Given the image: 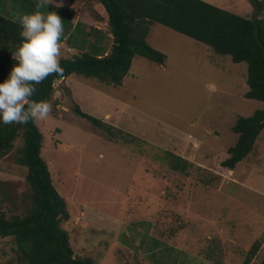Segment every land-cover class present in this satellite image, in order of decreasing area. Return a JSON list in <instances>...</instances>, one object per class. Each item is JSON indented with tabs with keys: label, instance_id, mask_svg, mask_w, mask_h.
Segmentation results:
<instances>
[{
	"label": "rangeland",
	"instance_id": "374dc122",
	"mask_svg": "<svg viewBox=\"0 0 264 264\" xmlns=\"http://www.w3.org/2000/svg\"><path fill=\"white\" fill-rule=\"evenodd\" d=\"M208 2L247 18L260 15L249 0ZM61 6L72 12L68 20L61 17L60 58L90 44L109 46L97 0H57L41 11ZM11 8L7 16L14 20L28 13L6 0L4 10ZM146 41L165 54L162 64L134 56L119 86L76 74L59 78L50 113L35 120L41 155L69 211L60 226L73 255L94 264H242L257 245L249 264H258L264 256V128L234 168L221 165L237 137L231 130L236 117L264 105L243 95L246 64L157 22ZM75 106L111 127L95 126ZM11 154L0 159V182L20 196L28 190L26 168ZM181 160L187 165L175 169ZM7 205L1 201L0 211L8 213ZM12 247L10 237L0 239V264L12 263Z\"/></svg>",
	"mask_w": 264,
	"mask_h": 264
},
{
	"label": "trees",
	"instance_id": "16d2710c",
	"mask_svg": "<svg viewBox=\"0 0 264 264\" xmlns=\"http://www.w3.org/2000/svg\"><path fill=\"white\" fill-rule=\"evenodd\" d=\"M12 1L28 13L36 10L37 0ZM97 1L105 11L111 43L109 46L90 44L86 50L59 58L63 73H52L36 84L32 100L49 102L54 90L53 83L60 77L72 74L97 78L103 83L119 86L134 56L162 64L165 54L146 41L150 26L157 22L205 44L216 54L230 56L235 63L244 62L247 90L243 95L264 103V0H249L254 11L260 14L252 18L204 0ZM2 2L0 81L7 77L12 65L16 63L11 53L21 40L20 26L17 20L11 18L16 9L5 11L6 0ZM55 12L68 20L72 10L61 6ZM74 112L97 127L106 130L111 127L83 112L79 106L74 107ZM263 128L264 105L248 116H237L231 127L237 137L235 143L227 148L229 156L221 161V165L228 169L234 168L252 150ZM18 138L20 143L16 145L14 142ZM42 141L43 136L35 120L30 119L25 124H0V159L12 152L10 157L13 162L26 168L25 182L28 186L27 191L15 196L10 194L4 182H0V203L6 201L9 209L8 213L0 211V239L11 238L14 255L11 264H94L89 258L73 255L69 234L60 226L69 219V211L64 197L52 184L50 171L41 155ZM187 163L183 160L182 164L174 168L183 169ZM256 251L257 245L247 254L242 264H249ZM258 264H264V256Z\"/></svg>",
	"mask_w": 264,
	"mask_h": 264
},
{
	"label": "clouds",
	"instance_id": "9594fccd",
	"mask_svg": "<svg viewBox=\"0 0 264 264\" xmlns=\"http://www.w3.org/2000/svg\"><path fill=\"white\" fill-rule=\"evenodd\" d=\"M50 3L57 0H37L35 11L18 17L21 40L11 53L16 63L0 81V124L43 120L52 109L45 100L31 99L36 84L52 73H63L59 64V42L64 32L62 18L54 11H40Z\"/></svg>",
	"mask_w": 264,
	"mask_h": 264
},
{
	"label": "crops",
	"instance_id": "0c3cea01",
	"mask_svg": "<svg viewBox=\"0 0 264 264\" xmlns=\"http://www.w3.org/2000/svg\"><path fill=\"white\" fill-rule=\"evenodd\" d=\"M207 2L210 1V0H206ZM210 3V2H209Z\"/></svg>",
	"mask_w": 264,
	"mask_h": 264
},
{
	"label": "built area",
	"instance_id": "2783aa9c",
	"mask_svg": "<svg viewBox=\"0 0 264 264\" xmlns=\"http://www.w3.org/2000/svg\"><path fill=\"white\" fill-rule=\"evenodd\" d=\"M60 78H62V77H60Z\"/></svg>",
	"mask_w": 264,
	"mask_h": 264
}]
</instances>
